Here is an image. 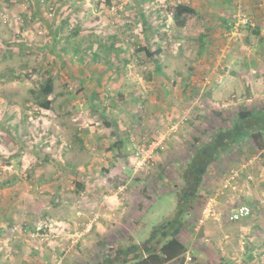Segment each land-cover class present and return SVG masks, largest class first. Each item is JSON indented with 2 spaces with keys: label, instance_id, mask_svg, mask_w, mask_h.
Wrapping results in <instances>:
<instances>
[{
  "label": "rangeland",
  "instance_id": "374dc122",
  "mask_svg": "<svg viewBox=\"0 0 264 264\" xmlns=\"http://www.w3.org/2000/svg\"><path fill=\"white\" fill-rule=\"evenodd\" d=\"M78 1L70 0L63 6L62 0H46L40 5L35 0H0V264H96L110 249L133 242L130 238L140 242L142 232L164 219V211L174 204L172 185L179 181L180 164L190 158L191 146L180 149L182 157L164 170V177L156 174L163 168H156L157 156L149 168L136 172L131 140L142 136L130 137L131 150L129 141L123 138L126 152L114 153L105 140L111 129L98 130L103 125L99 121L106 117L97 119L98 113L93 114L92 107L86 105L88 100L102 98L100 106L107 108L119 93L129 101L139 92L143 99L144 93L151 94L148 84L154 81L153 72L160 77L156 69L159 63L169 78L166 83L172 99H176L170 105L183 108L175 120L179 124L174 122L177 128L184 125L186 116L202 112L193 134L184 135L192 136L191 140L194 135L209 136L202 130L218 122L214 119L213 123L211 117L216 105L232 111L264 105V79L254 81L250 71L240 79L242 62H233L239 56L256 60L254 66L250 65L253 72L264 66V44L259 45L261 38L252 31L258 11L263 12L264 20V0H145L138 8L133 0ZM185 2L194 4L198 14H186L191 19L189 25L177 27L176 6ZM77 3L87 5L88 10L82 12V7H75ZM216 9L224 14L218 24L216 16L209 15ZM222 16L229 21L227 29L221 23ZM143 20L149 27L151 23L157 26L150 47L156 50L159 45L161 52L153 57L137 46L146 42ZM208 31L207 44L209 38L204 42L200 38ZM232 69L237 78H229ZM50 77L54 79L56 100L53 108L46 110L38 100L44 81ZM94 91L98 96L90 95ZM121 118L126 122L134 117L122 112ZM171 146L176 147L174 143ZM256 148L252 139L243 137L228 160L210 166L200 190V201L207 202L232 168L253 159L254 180L247 179L245 169V175L235 180L238 189L215 204L217 211L227 215L239 203H248L254 209L251 217L261 223L255 227L258 236L252 246L238 232L227 231L235 264H264V148ZM96 165L100 172H95ZM86 176H90L87 186ZM143 177L146 181L140 183ZM136 178L134 185L131 180ZM125 179H130L129 183ZM142 185L144 192L139 194ZM86 187H108L112 191H105L103 199L89 200L88 195L95 197L98 193ZM128 187H136L137 202L157 199L147 214L150 222L128 223L127 233L118 239L113 234L125 225L117 222L116 215L109 217L114 209L105 204L114 195L124 200ZM100 212H104L103 221H98ZM211 219L220 223L217 217ZM206 223L193 225L190 254L193 240L201 247L213 243V230L205 229ZM243 223L246 227L253 221ZM130 227L132 233L128 234ZM161 238L156 236L155 241ZM149 243L141 249L131 248L130 253L139 255Z\"/></svg>",
  "mask_w": 264,
  "mask_h": 264
},
{
  "label": "trees",
  "instance_id": "16d2710c",
  "mask_svg": "<svg viewBox=\"0 0 264 264\" xmlns=\"http://www.w3.org/2000/svg\"><path fill=\"white\" fill-rule=\"evenodd\" d=\"M35 1L40 5L46 0ZM76 5V8L82 7L81 10L84 13L88 10L84 4L77 3ZM37 10L39 11V9ZM194 13L195 9L193 7L178 3L174 13V17L178 19L176 21L177 26H184L187 19L185 17L187 16L186 14L192 15ZM66 21L67 20L62 22L66 23ZM229 29H231V25ZM143 31L146 42L142 43V45L138 42V49L146 51L153 57L161 52V47H157L156 50H152L150 47V38L153 37L155 30L148 28ZM201 40L202 42L206 40L204 35L200 38V41ZM110 47H113L112 43ZM156 68L162 71V66L159 63H157ZM209 92L210 90L207 94H209ZM98 94V91L90 93L93 97L98 96ZM39 96L41 99L38 100V104L46 110H51L56 100V94H54V79L52 77L44 81ZM119 97L123 98L121 94H119ZM92 99L88 100L86 105H90L92 107L91 111H93V114L98 113V117L100 114V117L108 116L106 119L101 118V120H103L102 123L110 124V115H108L106 111L100 109L98 102L99 98L95 97ZM216 106L211 110L213 113L211 117L213 118V123L214 119H217L218 122L215 123L212 128L209 129L207 126L202 130L204 133L209 134L207 138L194 135L190 144L192 150L190 158L182 162L183 164H180L181 170L178 172L179 181H174L175 183L173 182L172 185L175 188L172 192L174 204L168 209L170 211H166L167 213L164 215L165 218L142 232L143 234L141 235L143 236L140 242L135 241L134 237H129L133 242H125L124 246L122 245L118 248L110 249L96 264H165L174 260H177L180 264H189L192 263L193 260L195 261L196 256L191 253L192 261L186 262V253L189 252V236L192 234L193 225L195 226V223L192 222L195 217L198 218L201 216L203 210L202 206L206 203V200L204 203H202V200L200 201L202 196L200 190L203 186L206 172L210 166L220 161L228 160L231 153H233L235 144L241 142L242 138L245 136L252 139L253 143L257 146L256 149L264 148V105L254 109L251 107H243L238 111H232L231 108L224 109L223 107H219L218 109ZM189 116L185 119L184 125L195 122V118L192 120ZM176 123L179 124V122ZM198 128L200 127L198 126ZM123 143H116L112 147H118L119 149L123 148V150L118 153L124 154ZM232 159L233 158H231V160ZM162 175V177H164L165 173H162ZM138 178L140 177L138 176ZM135 180L137 182V178ZM159 235L162 238L159 241H155L156 236ZM121 238L118 237V239ZM149 238L151 239L148 240ZM147 241L148 243L151 241L149 243V248L140 250L139 255H132L130 253L131 248L134 250H137L136 248L141 249ZM221 264L232 263L225 262Z\"/></svg>",
  "mask_w": 264,
  "mask_h": 264
},
{
  "label": "crops",
  "instance_id": "0c3cea01",
  "mask_svg": "<svg viewBox=\"0 0 264 264\" xmlns=\"http://www.w3.org/2000/svg\"><path fill=\"white\" fill-rule=\"evenodd\" d=\"M62 1H63V6L65 5V3L67 4L69 2V0H62ZM133 1H134V5L138 8L139 5H142V3L145 0H133ZM78 2H80V0ZM185 4H186V2H185ZM189 6L193 7L195 10L197 9L194 6V4H191ZM86 7H87V5H86ZM258 13H257V24H256L255 28L252 29V31L256 35H259L258 39L261 38L259 45H262V44H264V35L262 33V30H264V20L261 19L262 18L261 14L263 12L258 11ZM197 14H198V12L196 11L192 15L197 17ZM221 14H223V13L218 12V10L216 9L215 11L212 10V12H210L209 15H211L212 17L216 16L215 20H216V24H218L220 21L219 19H220ZM223 16H224V14H223ZM223 16L221 17V23L224 24V22H225L223 27L224 28L226 27V29H227V26H226L227 25L226 24L227 19L223 18ZM148 18L151 19L149 14H148ZM186 18L188 19V16H186ZM187 19H186V25H189V22H191V19H188V20ZM143 23H145L143 30L148 29L149 23L145 22V20H143ZM227 23H229V21H227ZM176 26H177V23H176ZM156 27L153 26V24L151 23V27H149V28H153L156 31ZM210 32L211 31L207 32L209 34H203L206 39L209 38V40H206L207 44L210 41V37H209ZM158 47H159V45H158ZM263 50H264V48H263ZM246 58H248V57L239 56V58H236L233 61L234 63L237 61L242 62V69L241 70H244V71H241V70L238 71L240 74V76H239V75H237V72L235 71V69H232V71H231L232 73H230L231 75H229V78H231V77L237 78L239 76L240 79H243V78H245V75L249 74L248 71H250L253 74V75L250 74L251 79H253L254 81H259L261 79H264V66L262 67V69L260 71L253 72V69L250 68V65L254 66L256 60L250 61V59H246ZM243 64H246V66H243ZM245 67H247V68L244 69ZM159 73H160V77L156 78L157 73L155 74L153 72V80L154 81H152L151 84H148L149 85L148 91L151 92V94H148V93L145 94L144 93L143 99H141L142 95L139 92L136 93L134 96H130L129 101L126 99V96L124 93H119L123 96V98L119 97V95H118V99H116V102H114L112 106H109L107 108L100 106V102L102 101V98L100 100H98L100 109L108 112V115H110V118H111V120H109L110 124L109 123H103V125H101L98 128V130H104V131L107 129H111V131H109L107 133V137L105 138L108 146H113L116 143H123L124 142L123 138H125L130 143V145L128 146L130 149L131 148V141H130L131 136L139 137V136L146 135L150 140L157 139L159 137L161 138V144L157 148V155H156L157 160H156L155 164L157 166L156 168H158L160 165H162L163 168L157 169L156 174L158 175V177L160 175H162V173H164V170L170 169L171 166L176 164L177 160L178 161L180 160V158L182 157L179 153L180 149H185V145L186 144L190 145L192 142L190 139L192 136L190 138H188L184 135H186L187 132H190V135L193 134L192 132L196 126V122H194L189 127L187 125H180V127L178 126V128H177L178 124L176 125V123H174V122H176L175 121L177 119L176 117L180 116L179 112L182 111L183 108L178 110L179 107H181L182 105L179 107H176L175 105H170V103H172V102L176 103V99H172L173 96L170 93V90L168 89V84L166 82H167V80H169V78L162 71H159ZM258 73L261 75L260 77L255 75ZM157 79L160 80L161 82L158 81L156 83V86H157L156 87L155 81ZM150 85H152V86H150ZM169 85H171V84H169ZM125 100L127 101V103L123 102ZM120 101H122V102H120ZM165 101H167V104ZM143 102H144V104H143ZM122 112H126L129 115H132V117H134V118L133 119L130 118V119L126 120V122H125L121 118ZM141 112L144 113L143 117L141 115ZM196 113L197 114H195V115L193 114V116L191 117L192 120H193V118H195V121H196L197 116L199 114H201L202 112H200V113L196 112ZM100 115H99V117H100ZM99 117L97 119H99ZM143 119L145 120L146 123H144ZM99 122H103V120H101ZM99 122H97V124H100ZM165 122H169V123L166 124ZM189 129L191 131H189ZM79 134L81 136L82 133L79 132ZM173 143H174V145H176V147H173V149H172L171 144L173 145ZM123 145H124V152H126L125 142L123 143ZM122 150H123V148L119 149L118 147L113 149L114 153L115 152L120 153ZM158 158H159V162L157 163ZM97 165L95 166V169H96L95 172H100L101 169L99 166L97 167ZM152 168H154V167H152ZM146 172H148V170ZM84 181H85V186H87V184L90 182V176H86ZM129 181H130V179L127 180L128 183H129ZM131 181H132V184H134V185L137 184L136 180L133 179ZM145 181L146 180L144 179V177H143V179L140 180L141 183L145 182ZM141 187L142 188H140L139 194L144 192L145 187H143V185ZM86 188L89 192L92 190H96L98 193V195L94 194L95 197H90L88 195V197H86V198L89 200L94 199L96 197H101V199H103L102 195L104 194L105 191H109V192L112 191V189L108 188V187H97L98 189H95V187H86ZM112 188L116 189L117 187H112ZM161 192L165 193L163 191H161ZM136 193H137L136 187H128L127 194L124 196V198H125L124 200L119 199L120 197H116L115 195L112 196V198H110L109 200H107V204H105L106 208L114 209V211H113L114 213H110L109 217L116 215L115 219L117 220V222L125 225V227L123 229H121L119 231H115L113 236L120 237V236L126 234L127 233L126 230L128 229V227H127L128 223H135L136 224V223H140L142 221V223L148 224V222H150L149 220H147V216H148L147 214L149 212L150 206L154 205L156 202L154 198L157 199V197H152L150 203H148V201H145L143 204L141 201L137 202L136 200H134V199H137ZM163 195L164 194H161V196H163ZM141 196L143 197V195H141ZM139 199H142V198H139ZM101 208H103V207H101ZM168 209L169 208H167V210H165L164 212L168 211ZM102 210H104V208ZM105 212H107V211H105ZM116 212H118V213L116 214ZM123 213H124V215H123ZM103 214H104V212H103ZM103 214L100 212V217H99L98 221H100V220L103 221V216H102ZM107 215H108V213H107ZM247 220L248 219H244L242 221H237V222L225 221L224 223H221V221H219L220 223H218L214 220L212 221V219H210L209 221H206L207 223L204 225L205 229L209 228V230H213V233H212L213 239L211 238V240H213V243L211 245H209L208 247H201L198 245V241L194 242V240H193L192 241L193 250L191 253H193L196 256V259H195V262L191 263V264H196V263L197 264H221V263H225V262H228V263L230 262L232 264H235L232 261V259L234 257L230 256V255H232V253L230 252V249L232 246V244H231L232 239H230V238L227 239L229 237V234L227 231L234 230V231L238 232V236L243 237L247 242L250 243V246H252L251 242L256 240V238L258 236L254 232L255 227L261 225V223L259 222V220H258V223H255L256 219H254V217H251V218H249V220L253 221V223H250L251 225L247 224L248 226L245 227V226H243V224H244L243 222L247 221ZM96 223H98V222H96ZM217 226H218V230L216 229ZM131 233H132V228L130 227L128 234H131ZM102 234H104V236L105 235L107 236V233H104L103 231H102ZM196 237H194V239ZM199 240H200V238H199ZM198 246H199V248H201L200 250H198ZM204 248H206L205 251H204ZM242 250H245V247H242ZM200 251H203L204 253H201L199 256L198 254L200 253ZM239 252H240V250H239ZM241 255L244 256V253H241ZM165 264H180V263L177 262V260H174V261H171V262L165 263Z\"/></svg>",
  "mask_w": 264,
  "mask_h": 264
},
{
  "label": "built area",
  "instance_id": "2783aa9c",
  "mask_svg": "<svg viewBox=\"0 0 264 264\" xmlns=\"http://www.w3.org/2000/svg\"><path fill=\"white\" fill-rule=\"evenodd\" d=\"M187 116L184 118L186 119ZM133 143V154L132 158L134 161V165L136 162V172L139 169L149 168L151 164H154L155 157L157 154V148L161 144L160 140H147L144 136L141 138H132ZM253 159L247 163L242 164L240 167L232 168L222 181L220 187L215 191V194L210 196L206 202V205L203 207L201 216L195 219V224L197 227H201L205 221L217 217L218 221H221L226 218L230 222L240 221L242 219H247L253 215V208L251 205L245 202H241L235 207H233L230 212L225 215L222 211H217L215 204L219 199L223 198L226 193L230 191L237 190V186L235 184V180L239 178L241 175H245L244 171L246 169V177L249 181L254 180L253 174L251 173V169L254 167ZM249 169V170H248ZM248 170V172H247ZM264 180V175H263ZM122 188V187H121ZM222 217H224L222 219ZM222 219V220H221ZM192 260V256L189 252L186 253V262H190Z\"/></svg>",
  "mask_w": 264,
  "mask_h": 264
},
{
  "label": "flooded vegetation",
  "instance_id": "af4514ba",
  "mask_svg": "<svg viewBox=\"0 0 264 264\" xmlns=\"http://www.w3.org/2000/svg\"><path fill=\"white\" fill-rule=\"evenodd\" d=\"M253 208V207H252Z\"/></svg>",
  "mask_w": 264,
  "mask_h": 264
}]
</instances>
